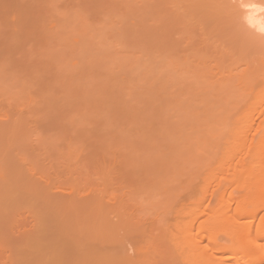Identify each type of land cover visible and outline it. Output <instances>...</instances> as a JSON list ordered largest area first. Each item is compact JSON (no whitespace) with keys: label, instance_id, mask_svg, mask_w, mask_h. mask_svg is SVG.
<instances>
[{"label":"rangeland","instance_id":"1","mask_svg":"<svg viewBox=\"0 0 264 264\" xmlns=\"http://www.w3.org/2000/svg\"><path fill=\"white\" fill-rule=\"evenodd\" d=\"M202 1L199 4L200 0H0V264H45L41 258L40 261L37 260L39 257L24 256L22 259L19 256L18 245L20 240L23 239V237L21 239L22 235L20 236L19 232H23V230L30 232L33 226H35L33 229L38 227L37 225L41 222L40 219L38 218V221L33 220L35 217L32 216L35 213V206L38 205L42 210L44 208V204L41 203L42 200L47 202L50 196L48 193H44L45 190L42 193V189L33 190L35 192L30 194L32 189L23 188L24 182L31 183L29 186L37 187L36 184H38L39 187H50L52 191L50 188L48 190L51 193L55 192V196L56 193L57 196L74 194L77 201L79 199L86 201L84 203L88 206L85 207V204L82 203L84 206L80 208L78 206L79 209L76 211L75 207H69L72 212L74 209V212L70 214L68 212L67 217H65L66 213L62 212L60 214L66 220L71 218V221L79 222L81 223L80 226L82 225L81 229L79 226L77 227L75 234V228L72 230L70 223L64 222L63 234L65 233V236L62 234L61 238H65V243L71 242L68 239L80 236L79 234L83 229V233H87L86 237L82 233L86 239L84 240L85 243L89 238L88 245L91 242L95 243L97 240L91 246H95L93 249L102 257L107 254L115 255L120 249L124 248L122 251L127 250L128 255L125 254L130 256L129 258H134V261L131 258L133 262L129 264H145V252H143L145 251V224L151 220L150 217L156 212V208L153 209L151 206L149 207L148 202L145 203V162L149 153L145 155V147L142 146V141L137 138V134L142 128V124H145V127L143 126L145 137L152 136L158 141L161 140L159 134L163 129L164 120H161L159 114L161 115L162 101L164 100L162 87L164 89L166 74L164 75V69L161 68L164 65L163 61L161 62L164 57H161L163 44L161 40L162 29L160 28L166 27L167 22H169L167 26L170 25V28L172 25H176L172 28H177L178 31L180 26L184 27L185 31H181L180 28L179 33L186 38L179 36L176 29L177 35L172 28L174 32L171 31L176 35L171 37L177 36L175 40L178 41L180 52L186 51L188 57L190 56L188 53L194 49L199 51L207 49L206 53L205 51L201 52L206 59V64L204 60L200 59L202 55L196 50L199 57L201 56L198 60L200 59V62H203L201 63L203 67L197 59L198 64L192 63L196 55L192 54L194 57L190 56L192 57V64L189 63L191 64L189 67L192 68V72V65L196 66V69L194 66L196 71L200 70L198 74H196V71L194 72L197 76L194 75L193 78L192 72H188L189 67L187 66V73L189 74L186 79L188 80L191 77L192 80H196L201 75L205 78L206 74L207 78L209 76L213 77V75L215 77V70L216 76H221L216 67H222V65L219 66L220 63H217V60L214 61L219 54H215L214 57V52H212L213 50L215 53L217 52L214 47L216 48L221 42L219 45L220 52L222 49L226 51L221 52L225 53L226 57L221 61V63H225L223 69L225 66L226 68L229 67V59L232 56L233 59L237 58L232 63H237L238 60H240L239 63H243L246 60V63L250 64L251 62L247 61L248 56L251 55L250 59L253 61L252 53L255 54L253 57L255 58L258 52L260 55V60L259 58L256 60V62L259 61L258 65L253 61L250 66L254 63V73L258 71L254 68L255 65L259 71L264 66L261 63L264 62L262 60L264 59V52L263 49L258 48L256 50L255 48L259 47L258 44L260 43L257 41L255 43L257 35L253 29H247V32L252 35L244 30L247 33L246 37H243L245 36L244 31L239 32L240 35L234 29L232 32L231 28L234 27L232 25L230 27L227 16H225L228 13L225 11V14L222 11L223 9L219 11L220 7L218 8L217 4L213 5L216 8L212 7L214 10L218 8L215 10V14L213 13L216 22L214 24V21H212L213 16L209 15L212 14L208 10L210 5L207 7L208 12L206 15L210 16L211 20H209L210 17L205 15L204 10L206 7L202 6ZM204 2L206 3V1ZM177 10H179V14L180 12L182 14L179 18L178 13L177 18L174 16V12H177ZM219 14L223 16L220 17ZM261 14H264V12L262 11ZM228 17L230 16L228 15ZM198 20L203 24L205 23V30L204 27H200V25H203ZM209 27L214 29V32ZM207 29L209 31L206 32ZM215 29L217 30L215 31ZM226 29H228V32H226ZM219 30L221 32L223 30V32L221 33ZM157 32L159 37L156 35L155 38ZM205 32L207 35L204 34ZM229 32L233 34L230 35ZM173 33L171 34L174 35ZM247 36L250 38H247ZM241 38H244V41ZM187 40L191 42L189 45H187ZM203 40H206L204 44ZM250 40L256 45L248 48L249 45L252 46ZM213 41L214 43H212ZM261 41L264 40L261 39ZM247 42H250V44L247 45ZM179 43L182 46L184 45L186 49H183ZM208 45L211 48H207ZM219 46L217 47L219 48ZM230 47H233L234 51L231 52ZM149 49H152V52L155 49L156 53L153 52L150 55L153 59L154 57L158 59L157 52L159 51V58L162 59H155L156 62L148 59L149 53L148 55L146 53L149 52ZM237 49L241 51V54L237 53ZM242 51L246 54H242ZM183 52L180 54L181 56L185 55ZM204 53L208 57L207 55L204 56ZM210 53H213V55L211 54L214 57L213 59H211V55L209 56ZM262 54L263 57H261ZM146 56H148L147 60ZM239 56L241 59L243 56V61ZM145 61H151L154 65L149 62L151 63H148L150 65L149 69ZM185 61L187 59L182 61L181 57L178 61L181 64L177 63L179 65L178 70L183 64L184 69L181 68L180 71H183V74L186 71ZM239 63L237 67L233 63V66L236 67L233 68L234 74L239 75L242 71L238 73L240 68L244 66V64ZM122 64L123 66H121ZM249 64H247V67H249ZM247 67L245 66V68ZM172 68L176 69L177 67ZM222 68L219 71H224ZM233 69H230L231 72ZM226 70V73L223 72L224 75L229 72V70ZM210 71L212 72L210 73ZM176 72L179 73L177 70ZM187 73H185V77ZM203 76L199 79L202 80ZM173 78L171 77V79ZM161 80L164 84L161 83ZM234 84L239 86L237 82ZM182 86L184 90L185 85H182V83L180 88L178 87L181 92ZM201 94L203 96V93ZM209 94L211 95V92ZM182 100H185L184 97ZM219 104L224 106L223 101ZM135 112H138L137 117H135ZM139 112L142 113L141 116ZM176 119L174 116L173 121L172 117L174 126H176ZM144 120L145 122H143ZM181 120L177 119L181 126L179 124L176 127L181 128L182 122L185 124V121L180 122ZM187 126L185 124L189 132ZM137 127L138 131L136 130ZM171 127H173V124ZM186 129L184 128V130ZM197 151L193 156L197 155L198 161L205 159L203 155L199 159ZM158 152L151 153L153 157H156ZM197 157L195 158V164L193 160V166L189 165L192 171L194 165L197 167L203 163L202 161V163H196ZM151 160L152 157L149 158L148 162H152ZM157 160L158 158L155 161L153 159L152 164L155 163V166H158L156 164ZM160 160L162 159L159 158ZM185 169H181V175H183V171L189 170L188 167ZM202 169L199 168V171L201 170L199 174L201 173V175L205 168L202 167ZM195 172L198 175V170L195 169L193 173ZM188 173L190 175L192 172L189 171ZM185 175H183V179L179 173L177 176L172 174L175 180H172L173 183L169 182V186H167L168 189L170 186V189H173L171 191L172 197L174 190L177 193H182V189L179 187L180 181L184 186L183 180L185 181L188 178ZM199 180L197 179L195 183ZM18 182H21V184L23 182V185H18ZM170 184H173V186ZM200 184L202 185L201 181L195 185L198 188ZM14 185L19 189L16 187V190H14ZM28 189L30 192H28ZM35 193L43 198L39 199L37 195L34 197ZM65 196L64 198H66ZM37 197L39 200H37ZM145 204L148 206H145ZM7 207L12 211L8 212ZM147 207L150 208V213L154 210V213L150 214V220L145 219L148 216ZM65 209L67 208L65 207ZM159 210L161 211V209ZM2 211L4 213H1ZM27 211H30L31 214L29 215ZM32 211L34 212L32 213ZM145 212L147 216H145ZM157 215L155 220L148 223V226L152 224L151 222L154 223L155 221L156 223V219H160L161 213L160 216L158 213ZM18 218H21L22 221ZM87 222H92V224ZM94 222L101 230L96 227L99 231V233L95 232L96 235L98 233L96 239L91 238L95 234L91 235L90 233L94 230L97 231L93 227L95 226ZM89 234L91 236L88 237ZM62 239L60 240L62 241ZM62 250L66 254L67 251ZM71 255L72 257H69L73 258V254ZM101 255L99 256L101 257Z\"/></svg>","mask_w":264,"mask_h":264},{"label":"bare ground","instance_id":"2","mask_svg":"<svg viewBox=\"0 0 264 264\" xmlns=\"http://www.w3.org/2000/svg\"><path fill=\"white\" fill-rule=\"evenodd\" d=\"M201 1L202 0H200V2L198 3L200 4ZM204 1H206V3ZM204 1H202L203 5L202 4L201 5L204 8L206 7L204 10L205 15L208 12L207 7L209 5L211 9H209L210 7H208V10L212 13L209 14L210 13L209 12L208 13L209 15L213 16L215 14L214 13L215 10H217L219 7H220L219 11L223 9L222 11H224V13L225 11L226 13H228L230 17H228L226 13L225 16H227V20L228 23L230 24V27L231 25L232 27H234L231 28L232 32L233 29L237 33L242 32L244 30H246L247 32V29L249 28L253 29V31L257 35V39L255 40V43L256 41L260 43L258 44L259 47L257 46L255 48L256 50L258 48L263 49L264 52V41H261V39L264 40V14H261L262 11L264 12V0H208V1L204 0ZM205 4L208 5L206 6ZM215 4H217L218 8L214 10V8H216L214 7ZM212 9L213 11H211ZM178 11L179 10H177V12L176 11L174 12L175 13L174 16L176 18L179 14ZM180 14L178 18L180 17ZM221 15L222 14H219L218 16L221 17ZM206 17H210V16L206 15ZM169 18L171 17L169 16ZM212 18H213L212 21H214L215 24L216 22L214 20L215 19L214 16ZM217 19L219 20V18ZM209 20H211V17L209 18ZM199 21L200 20H198V22ZM168 23L169 22H167L166 24L168 25ZM201 24L203 26L200 25V27L201 28L204 27L205 30V26H206L204 25L205 23L204 24L201 23ZM167 25L166 27L164 26L163 28H160L162 29L161 40L163 44L162 46L163 52H161V57L162 56L164 57L163 60H161V62L163 61L164 63L163 67L161 68L164 69V75L166 74L164 89L162 87V91H163L162 95L164 100L161 96L162 98L161 101L163 100L162 101L163 104L161 109L162 110L161 115L159 114V117L161 116V120H164L163 121L164 124L162 123L163 129L159 134L160 135L159 138L161 140L158 141V139H155L154 137L152 138V136L145 137L146 136L145 129L143 128V126L145 127V124H142L141 126L142 128L138 126L139 128H141L140 130L138 129V127L136 129L137 131L139 130L137 134V138L140 141H142L141 144L142 146L145 147V155L149 153V156H146L147 157L146 162H148L149 158L152 157L151 160L152 162L149 161L150 164H152L153 159L155 161L158 158L157 160L158 163L156 161V164L158 166H155V163L154 165L152 164L153 165L152 166L149 164V162L148 164H146L145 162V203L148 202L149 207L151 206V208L153 209L156 208L155 213L153 212L154 210L151 209L152 210L151 213L155 214V215L152 214L151 216L149 210L150 208L148 209L147 207L146 210H148L147 213L148 216L146 214L147 212L146 211L145 216L147 217L145 219L147 220L148 218V220L150 219L155 220V216L157 215V213L159 214V216L161 213L162 216L159 217L160 219H156V223L155 221L154 223L151 222L152 224H150V226H148V223L151 220L149 222L146 221L147 226L145 224V251H143L145 252L144 253L145 264H264V66L262 69L260 68L261 71H259V69L256 68L255 65L254 68L257 69L258 71L254 73L255 70H253V66L257 58H259L260 60L259 52L257 54V57L255 58H253L255 54L253 55L252 53L253 56L252 59L254 63L251 66L250 64L253 62L250 59L251 55H249L248 56L249 59H247V61L251 62L250 64L248 62L246 63V60L243 63L242 62L239 63L240 60H238L237 63L233 62L235 63L236 67L238 63L241 65L244 64L243 66L244 69H242L243 68L242 67L239 70L238 67L239 70L238 73L242 70L239 73V75L237 73L234 74L235 71L233 68L235 66H233L232 61L233 60L235 61L237 58L233 59V56L231 58L229 57L230 58L228 63L229 67L226 68L225 66L224 69L222 68L224 67L225 63L224 62L221 63V61L225 57V53H221L223 49L220 52L219 45L222 43L221 42L217 45L219 46V48L217 46L216 48L214 47V49H216L217 52L215 53V51L211 49L213 50L212 52H214V55L213 53L209 54V56L212 54L214 57L215 54L217 53L219 54V56L217 55V57H215L214 61L217 60V63H220L219 66L222 65V67H218V68L216 67V69H218V72L221 73V76H216L217 73L215 70L214 72L216 74L215 77L214 75L213 77H210L208 75L209 77L207 78V74H206L205 77L206 79L204 78L203 75H201L203 76L204 80L203 78H201L202 80H200L199 78L201 76L199 74L200 77L198 79L192 80L195 75L194 72L196 71L195 70L196 66L195 65L191 66L193 67V72H192V68H190L189 65H191L192 63L198 64V62H200V59H202V61L203 60L205 61L206 59L205 57H203V54L201 52L205 51L206 53L207 49L205 48L204 50L203 45L202 48L204 51L202 50L199 51L198 49H194L195 51L198 50V52L202 55V57L200 56L201 58L199 57L197 51H196L197 54L194 50L190 51V53H188L190 56H192V54H194V56L196 55L195 58L193 59L194 62L191 63V59L194 56L188 57L187 53H185L186 51L184 50H183L184 52L183 51L180 52V49L178 48L179 45L177 43L178 41L175 40V38L177 39V36L173 38L171 37V36H175L176 34L178 35L180 28L181 31L183 30L184 32L185 31L184 27L182 28L180 26L179 31L176 28L178 31V33H176V29H173L176 25L175 26L172 25L174 27L172 28L171 26V28L175 30L176 33L174 34L173 33L174 31L170 28V25L169 26ZM209 28L211 29V27ZM216 28L219 29L218 26H216ZM208 29L206 30V32L209 31ZM212 30L214 32V29H211V31ZM216 30L217 29H215V31ZM226 30H227L226 32H228V29ZM198 31L200 30L198 29ZM219 31L221 32V30ZM206 32L204 33L205 35H207ZM246 32L244 34L245 36L243 37H246L247 33H250V32L247 33ZM171 33H173L174 35H172ZM231 34L233 33H230V35ZM156 35L158 36V32L157 34L155 33V38ZM181 35L179 33V36ZM181 37L186 38L185 36H181ZM199 37L201 36L199 35ZM247 38L250 37L247 36ZM241 40L244 41V38H241ZM204 41L206 40H203V44ZM250 42H247V45L248 43L250 44ZM189 43L191 42H188L187 45H189ZM212 43H214V41ZM197 45L196 47L199 48ZM210 45L212 44L210 43ZM253 45L256 44L252 43V46L249 45L248 48L253 47ZM182 47L183 49H186L184 48V45ZM239 47L243 50L241 46ZM188 48L190 49L189 46ZM207 48H211V46L209 47L208 45ZM154 50L155 49H153V52H155ZM230 50L231 52L234 51L233 47L232 48L230 47ZM153 52L152 49L151 50L149 49V52H147L146 54L148 55L149 53L150 58L146 56V60L147 57L151 61L152 60L154 61L156 59L155 57L153 59V57L150 56ZM159 52H157L158 59H162L159 58ZM179 52L180 54L183 52V54L185 53V55L181 56ZM219 52L221 53V55ZM238 52L239 54H241V51L239 49H237V53ZM205 53L204 56L207 55ZM244 53L246 54V52ZM244 53L242 51V54ZM226 54L230 56V54L228 53ZM212 55H211V59L214 58ZM181 57H182V61L187 59V61H185L184 63V65H186L185 73H187L188 67H189L188 72L189 73L192 72L191 74L193 75L192 76L193 78L191 77V79L189 80L186 79L188 78L187 75L189 73H187L185 77V73L183 74L182 73L183 71L180 72L181 68L184 69V66H182L183 64L181 65L182 67L180 66L178 70V67L181 64V62L178 63V61L181 59ZM261 57H263V54ZM198 58L200 59L198 60ZM220 58L221 60L219 62ZM196 59L198 60V62ZM241 60L243 61V56ZM262 60L264 61V59ZM151 61H145V62L148 64ZM202 61L200 62V65H202L201 64L203 63ZM146 63L145 65L147 66ZM231 63L232 66L230 65ZM258 63L259 61L256 62L257 65ZM261 63L264 65V62ZM149 64L147 67L150 69ZM247 64H249L248 65L249 67H247ZM152 65H154V63H152ZM241 65L239 66L241 67ZM121 66H123V64ZM245 66L247 68H245ZM172 67H177V68L173 69ZM221 68L224 71H219L221 70ZM230 69H233L232 72ZM176 70L179 71V73H177ZM199 70L200 69H198V71ZM225 70L226 71L229 70V72H227L228 73L227 75L223 74ZM198 71H196V74H198ZM162 72L163 71L161 70V73ZM211 72L212 71H210V73ZM219 73L218 75H220ZM171 77L174 78L171 79ZM166 79L169 80L168 82L170 84L166 82L167 81ZM170 79L172 80L171 82ZM182 79L183 81H185L186 84L183 83V81H181ZM236 82L239 84V86H237V84H234ZM161 83H163L162 80ZM181 83L182 85H185L184 90H183V86L181 87L182 92L179 89ZM207 87L209 88V90H207L208 89ZM172 89H174V91H172ZM205 89H206V93H205ZM210 92L211 95L209 94ZM201 93H203V96ZM183 97L185 100H182ZM220 100L224 102V106H221V104H219V102H221ZM137 113L135 112L136 114L135 117H137ZM141 114L142 113H140L139 115L141 116ZM131 115L133 117V113ZM173 115L178 120L182 119L183 121H185L186 126L188 123L187 128L189 132L187 131L185 124H183L182 120L180 122H182L183 128L176 127L179 124L181 126V123H179L177 119L175 120L176 126H174V122H172V117L174 121ZM169 121L170 123L172 122L173 127H171L172 124L170 125ZM143 122H145V120ZM184 128L186 130H184ZM157 141L158 144L156 143ZM143 148L142 150L144 151ZM195 150L199 151V152L197 151L199 159L202 155L203 157H205V159L202 157L203 159L202 160L200 159L198 161L197 155L193 156L194 153L196 154ZM157 151H159L158 155H156V157L155 156L153 157L151 152H154L155 154V152ZM199 153H201V155H199ZM203 153L205 154V156ZM196 157H197L196 163L199 164V162L200 163L203 162L200 165L197 164L198 169L196 165H194V170L195 169L198 170V175L197 172L193 173L194 170L192 171V168L190 169L189 167V165L193 166L192 163L193 160L195 164ZM159 158L162 160L159 161ZM187 163L190 164L187 165ZM184 167L185 168L188 167L189 169L188 171H185L186 173L184 171L182 172L183 175L186 174L188 178L185 175L187 179L185 181L183 180L184 186H182V181H180L181 184L179 188L182 189V193L179 192L177 193V191L175 192L174 190L173 193L174 195L172 197L171 191L173 189L172 190L170 189L171 186L168 189L167 186H169V182L173 183V181L175 180L172 174L177 176L179 173L180 176L184 179L183 175H181L180 173L181 169L186 170ZM202 167H204L205 169L201 175V173L199 174V172L201 171V170L199 171V168L202 169ZM189 171L192 172L190 175L188 173ZM197 179H200L199 182H196L197 184H199L200 181L202 182V185L201 184L198 185V188L197 185H195L196 184L195 181ZM25 183L26 182H24L25 187L24 186L22 187L32 189L31 192L28 189V192H30V194H32L37 190L42 189L41 190L42 193L45 190L44 193H48L50 196L48 195L49 198L47 199V202H45L44 200H42L41 202L44 204L43 209H45L46 211L43 209L41 210L40 209L41 207H38V205L35 206V213L32 214V216L35 217V219L33 217L32 218L33 220L36 221H38V218L40 219L41 222L40 224L37 225L38 227L33 229L35 227L33 226L32 231L30 230V232H28L27 230H23L25 234L22 231L19 232L20 236L22 235L21 239L22 237L23 239L22 241L20 240V243L18 245L19 249L18 248L17 249L18 252H20V255L19 253L18 255L22 257V259L24 256L39 257V259L37 258V260L40 261L41 258V260H43L45 264H66V263L67 264H72V263L73 264H129L134 261L133 257H131L133 259V261H131V258H129L130 256H127L128 255L126 253L127 250L125 252L122 251L124 248L120 249L119 250L120 252L118 251L115 255L107 254L106 256L103 255L102 257L101 254H99L95 249H93L95 246L94 247L91 246L94 242L93 243L91 242L88 245L90 238L85 243L84 240L86 239L83 237V234L86 237L87 233L86 234L83 233V229L79 234L80 236H78L77 238L75 237L72 239H68L71 242L65 243L66 242L65 238L64 237L63 239L61 238L65 228L64 222H66L67 224L69 222L72 230H74L73 228H75V234L77 227L79 226L80 229L82 227V225L80 226L81 223L71 221V218H68V220H66L65 217L68 216L67 215L68 212L69 214L72 212L71 209L72 207H75V211L80 207L84 206L83 204H85L86 207L87 204L84 203L86 201H83L81 199L77 201V197L74 196V194L71 195L69 193L68 196L66 194H65L66 196L61 195L63 196L62 198L60 195L57 196L56 193L57 196L56 197L55 192L51 193L48 190L50 187L43 188L44 186L39 187L38 184H36L37 187L33 185L29 186V184L31 183L29 182H27L26 184ZM18 185H23V182L22 184L21 182L20 183L18 182ZM170 185L173 186V184ZM13 187L14 190H16L17 186L15 187L14 185ZM17 188L19 189V187ZM36 195L37 194L35 193L34 197H36ZM64 196L66 198H64ZM38 197L39 199H41L42 196H38ZM38 197L37 200H39ZM148 205L145 204V206ZM65 207L67 209H65ZM7 209L9 208L7 207ZM158 209H161V211L159 210L160 211L159 212ZM173 209L174 211H172ZM10 210L11 209H9L8 212H10ZM33 212L34 211H32V213ZM62 212L66 213L65 217H63V215H60ZM1 213H4V211H2ZM28 213L29 215L31 214L30 211ZM150 216L154 218L152 219ZM157 217L158 215L156 216V218ZM18 219L21 220V218ZM72 222H73L72 226L74 227L71 226ZM74 223H77L78 225L77 224L74 225ZM87 223L92 224V222L90 223L87 222ZM93 227L96 228L97 227L96 224ZM98 229L97 231L94 230V232H90L91 235H94L95 232L99 233ZM91 235L89 234L88 237ZM97 235L95 234L94 237L91 238L96 239ZM60 239H62V241ZM62 242H64L65 244ZM62 249H64L65 252L66 251L69 252L68 253L66 252V254H64ZM67 254L69 255L67 256ZM71 254H73V258H71L72 257ZM139 254L140 253L138 251V255ZM99 255H101V257ZM66 256L67 257L71 256V257L67 258ZM18 260L20 261L21 259Z\"/></svg>","mask_w":264,"mask_h":264}]
</instances>
